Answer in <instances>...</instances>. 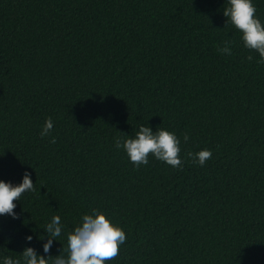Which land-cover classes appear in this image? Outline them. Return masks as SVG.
<instances>
[{
	"label": "trees",
	"instance_id": "16d2710c",
	"mask_svg": "<svg viewBox=\"0 0 264 264\" xmlns=\"http://www.w3.org/2000/svg\"><path fill=\"white\" fill-rule=\"evenodd\" d=\"M252 2L264 24V0ZM227 6L0 0V180L27 171L36 189L14 201L18 218L0 215V264H23L26 247L67 258L93 209L126 233L105 264H264V64ZM141 125L176 134L182 170L151 154L137 169L115 147ZM204 149L203 167L186 156ZM56 215L64 228L45 254Z\"/></svg>",
	"mask_w": 264,
	"mask_h": 264
},
{
	"label": "clouds",
	"instance_id": "9594fccd",
	"mask_svg": "<svg viewBox=\"0 0 264 264\" xmlns=\"http://www.w3.org/2000/svg\"><path fill=\"white\" fill-rule=\"evenodd\" d=\"M257 9L252 0H228V6L223 9V15L227 18L226 23H230L241 33L244 47L259 54L257 63L264 64V24L256 16ZM232 40H225L223 47L217 48L221 54L232 55ZM254 57L250 54L247 60L251 62ZM54 122L49 117L40 132V136L47 137L51 134ZM189 139L185 134L184 141ZM50 143L55 144L56 138L53 136ZM115 147L123 149L128 155L135 168L149 163L151 154L157 160L166 162L174 169L182 170L183 160L180 157V140L174 132L158 128L153 131L149 126L141 125L135 133L134 138L117 137ZM192 162L203 167L209 161L213 152L204 149L196 153L186 154ZM36 191L35 185L30 178V173L25 171L22 182L13 185L11 182L0 180V215H10L18 218L14 211L16 204L26 192ZM64 225L59 215L53 216L50 223L46 225L47 241L43 244V252L49 254L53 245V240H59L62 235ZM27 241L32 240V236L26 237ZM126 241L125 231L114 225L107 216L96 210L92 214H85L82 223L74 228L67 235V258L59 254L55 256L40 255L33 247H26L22 254L23 264H105L106 261L115 259L120 253V246ZM3 264H22L21 259L5 257Z\"/></svg>",
	"mask_w": 264,
	"mask_h": 264
}]
</instances>
